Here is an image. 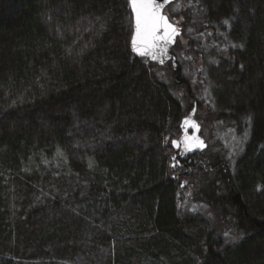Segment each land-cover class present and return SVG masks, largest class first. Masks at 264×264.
<instances>
[{
	"label": "trees",
	"instance_id": "16d2710c",
	"mask_svg": "<svg viewBox=\"0 0 264 264\" xmlns=\"http://www.w3.org/2000/svg\"><path fill=\"white\" fill-rule=\"evenodd\" d=\"M196 2L229 25L207 115L250 120L232 166L173 160L181 118L206 115L132 51L127 0H0V264H264V0Z\"/></svg>",
	"mask_w": 264,
	"mask_h": 264
},
{
	"label": "rangeland",
	"instance_id": "374dc122",
	"mask_svg": "<svg viewBox=\"0 0 264 264\" xmlns=\"http://www.w3.org/2000/svg\"><path fill=\"white\" fill-rule=\"evenodd\" d=\"M198 6L196 0H175L165 7L164 13L169 16L175 25L180 27V23L184 21L182 12L185 10L189 11L190 20L193 22H189L183 33L181 31L182 36L179 37L178 44L181 41L180 45L182 47L178 52L173 49V52L175 51L177 63L180 64V75L184 76L188 80L190 87L194 89L196 96L202 103L200 112L203 116L204 114L206 115L202 122L203 126H200V135L206 143L205 151L223 155L230 166H232L235 157L241 152L242 145L248 136L250 120L246 116L239 118L240 128H237V121L239 120L207 115L211 112L215 113V104L212 99L211 84L207 79L206 66L208 63L214 65L219 56H225L226 49L229 46V43L225 42L226 29H229V25L223 22L221 27L214 28L213 24L205 23L202 21V11ZM189 9H191V14ZM179 30H181V27ZM188 42L191 45L184 49ZM159 67L162 68L160 65ZM158 73L161 79L163 78L164 81L168 80L164 69H160ZM175 92L180 98L182 92L178 89ZM188 156L182 160L187 159ZM177 159L179 160V158ZM176 163L179 164V162ZM188 203L190 204L186 210L189 212H200L211 225L217 222V213L208 204L196 201L190 202L189 200ZM215 229L221 230L219 226ZM222 232L221 237L224 239L234 237L232 229L228 226H224ZM227 241L235 242V239H227Z\"/></svg>",
	"mask_w": 264,
	"mask_h": 264
},
{
	"label": "snow or ice",
	"instance_id": "6c2138e0",
	"mask_svg": "<svg viewBox=\"0 0 264 264\" xmlns=\"http://www.w3.org/2000/svg\"><path fill=\"white\" fill-rule=\"evenodd\" d=\"M168 2L169 0H164V3ZM128 3L132 8L135 19V35L132 40L133 50L137 51L138 54L148 55L149 50L156 46L157 41H166L171 39L173 34H176L175 27L160 13L156 0H128ZM224 23H228V21L225 20ZM161 30H163V36L160 35ZM138 40L145 49L143 52L139 51L137 47ZM152 58H156L154 54ZM172 143L174 147L179 146L178 141ZM200 146H203V142H200Z\"/></svg>",
	"mask_w": 264,
	"mask_h": 264
},
{
	"label": "water",
	"instance_id": "95a60500",
	"mask_svg": "<svg viewBox=\"0 0 264 264\" xmlns=\"http://www.w3.org/2000/svg\"><path fill=\"white\" fill-rule=\"evenodd\" d=\"M128 1V0H127ZM174 0H169L168 3H164V0H156L157 5H159V11L160 13L167 18L168 17L166 14L163 13V9ZM130 6V5H129ZM130 10L132 13V35H131V48L132 51L136 55H141L138 54L137 51L133 50V36L135 35V19H134V14L132 12V8L130 6ZM172 26L175 27L174 24L170 23ZM175 29L177 30L176 34H173L171 39H168L166 41H163L162 44L157 45L156 47L152 48L153 51H156L158 55H164L165 60L167 59H172V68L173 70L176 69L177 64L175 62V58L169 53L170 47L173 44L176 35L180 33V30H178L176 27ZM137 47L139 48V51H144L145 49L141 46L140 41H137ZM167 55V56H165ZM156 60V59H155ZM157 63H160L159 60H156ZM195 113H196V104L194 102L193 107L191 110L181 118L180 123H179V130H180V135L177 139H174L173 141H178L179 146L174 147L172 143V147L174 149V155H173V160H176L177 158L179 159H184L188 155H192L195 152H201L205 149L206 143L204 142V139L200 135V125L198 121L195 119ZM187 121V123H185ZM172 141V142H173ZM200 142H203V146H200ZM188 172L190 169L187 170ZM183 185V184H181Z\"/></svg>",
	"mask_w": 264,
	"mask_h": 264
},
{
	"label": "flooded vegetation",
	"instance_id": "af4514ba",
	"mask_svg": "<svg viewBox=\"0 0 264 264\" xmlns=\"http://www.w3.org/2000/svg\"><path fill=\"white\" fill-rule=\"evenodd\" d=\"M168 22L169 23H172V24H174L175 25V23L174 22H172L171 20H170V18L168 17ZM177 25H175V27H176ZM178 27V28H177ZM176 28L179 30V25L177 26ZM170 31V30H169ZM163 30H161L160 31V35L161 36H163ZM181 36V30H180V33L178 34V35H176V37H175V40H174V42H173V44L171 45V47H170V51H169V53L173 56V58H175V62H176V64L178 65V63H177V59H176V57H175V51L173 52V49H174V47H175V44H176V41L179 39V37ZM163 43V41H157V44H156V46L157 45H159V44H162ZM142 46V45H141ZM155 46V47H156ZM143 47V46H142ZM143 52V51H142ZM153 54L155 55V59L156 60H159L160 61V63H158L160 66H166V65H170V67H171V69H172V59H167V60H165V58H164V55L162 54V55H158L157 54V52L156 51H153L152 49L151 50H149V54L148 55H140V57H142V58H145V59H147L148 61H150L151 63H153L154 65H158L157 64V61L155 60V59H153L152 57H153ZM139 56V55H138ZM165 56H167V55H165ZM175 72H176V76H175V78L177 77H180L181 75H180V71H178V69L176 68L175 69ZM176 78V79H177ZM175 79V80H176Z\"/></svg>",
	"mask_w": 264,
	"mask_h": 264
}]
</instances>
